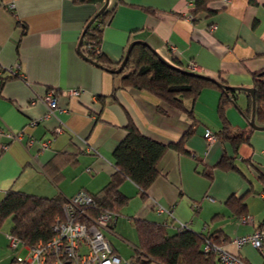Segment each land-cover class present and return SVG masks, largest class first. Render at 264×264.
<instances>
[{
    "label": "crops",
    "instance_id": "obj_1",
    "mask_svg": "<svg viewBox=\"0 0 264 264\" xmlns=\"http://www.w3.org/2000/svg\"><path fill=\"white\" fill-rule=\"evenodd\" d=\"M253 1L222 0L212 4L214 15L188 20V0H109L115 9L103 28L100 51L117 64L128 45L140 41L164 61L175 59L182 69L222 79L229 87L253 88V74L264 70V0ZM103 4L0 0V201L9 190L66 199L80 191L96 194L110 181L113 151L129 122L162 143L178 141L190 126L184 113L161 114L153 95L123 89L115 73L81 57L78 46L85 25ZM190 63L196 71L188 69ZM51 89L58 92V108L46 118L43 99ZM70 90L79 91L78 96H70ZM239 99L237 106L247 109L246 96ZM218 103L216 88L202 89L193 105V133L185 141L209 176L198 172L202 168L191 155L168 149L146 199L132 182L121 184L128 202L104 235L122 264L133 263V219L159 224L170 236L185 224L192 232L219 238L221 247L245 264H264L251 245L238 248L232 242L264 224V180L258 179L264 175V131L253 129L237 152L228 141L205 143V129L221 128ZM232 111H226L235 126L231 129L249 132L248 121ZM58 127L62 132L55 134ZM42 142H48L47 147L42 148ZM223 155L232 158L241 173L216 167ZM232 196L242 198L244 214L231 211L227 201ZM12 225L9 218L0 226V264H16L17 256L26 255L21 246L9 245Z\"/></svg>",
    "mask_w": 264,
    "mask_h": 264
},
{
    "label": "trees",
    "instance_id": "obj_2",
    "mask_svg": "<svg viewBox=\"0 0 264 264\" xmlns=\"http://www.w3.org/2000/svg\"><path fill=\"white\" fill-rule=\"evenodd\" d=\"M74 1L76 3L89 1L95 4L105 2V0ZM217 2L222 0H193V6L189 10L192 20L200 14L214 15L217 10L212 8V4ZM114 9L115 6H107L96 16L93 23L86 29L78 46L82 58L104 70H115L122 61L113 64L100 51L102 31L111 19ZM178 66L180 65L175 59L173 63L161 59L144 42L135 43L129 47L123 71L114 74L120 79V87L148 92L158 100L157 110L161 114H166L168 110H176L184 113L191 120V124L178 141L162 143L142 134L133 123L129 122L125 127V136L113 151L114 171L110 181L100 192L91 194L93 206L88 209L90 216L105 210L119 214L120 209L128 202L127 196L120 192V186L124 181L135 184L140 196L146 199L150 186L160 175L158 162L168 149L178 154L191 155L195 158L197 167L202 168L198 172L210 175L202 159L185 146L186 139L193 133L196 121L193 105L203 88L212 87L219 91L217 111L221 128L215 133L216 140L230 142L236 152L241 143H248L253 129L249 132L232 130L226 117V108L228 105L236 106L244 119L249 121L250 95L241 88L229 87L222 79L216 81L218 85L206 76L192 73ZM253 79L254 122L257 126H264V70L253 74ZM240 94L247 98V109L242 110L236 104ZM216 167L224 171L241 173V169L232 158L225 155L221 157ZM258 179L264 180V175L260 174ZM67 200L60 195L46 198L9 190L0 201V226L10 218L13 223L10 235L21 245L31 247L47 242L54 235L52 228L55 220L62 217V208ZM227 203L236 215L245 213L246 206L242 198L232 196ZM132 222L137 236L132 264H149L151 261L159 264H216V262L221 264L213 253L203 251L206 241L219 243V238L207 237L192 232L188 228H180L179 233L170 236L159 224L143 219H133Z\"/></svg>",
    "mask_w": 264,
    "mask_h": 264
},
{
    "label": "built area",
    "instance_id": "obj_3",
    "mask_svg": "<svg viewBox=\"0 0 264 264\" xmlns=\"http://www.w3.org/2000/svg\"><path fill=\"white\" fill-rule=\"evenodd\" d=\"M192 6L193 0H188V8L185 13L188 20H192L189 11ZM188 69L196 71L197 66L190 63ZM8 70L11 74L14 73L12 69ZM78 94L77 90L69 91V95L72 97H77ZM57 100L58 92L54 89L49 90L43 99L47 107L46 118L53 115L54 110L58 108ZM61 132V127L54 130L55 134ZM204 137L208 144L216 139L208 129L205 130ZM47 145L48 142H42L41 147L45 148ZM92 206V196L85 191H80L69 198L63 205L62 217L55 220L52 228L54 235L47 242L30 247L21 245L13 236H9V245L12 249L21 246L26 251L25 256L15 258L16 264H122L121 258L113 253L110 243L104 235L105 232H111V227L115 225L118 214L105 210L95 216H90L88 209ZM158 211H162V208L159 207ZM242 221L245 220L242 219ZM180 228L184 229L187 226L181 223ZM232 242L238 248L251 245L264 258V224L260 225L252 234L234 238ZM203 251L213 253L221 264H245L226 252L221 244L206 241Z\"/></svg>",
    "mask_w": 264,
    "mask_h": 264
},
{
    "label": "water",
    "instance_id": "obj_4",
    "mask_svg": "<svg viewBox=\"0 0 264 264\" xmlns=\"http://www.w3.org/2000/svg\"><path fill=\"white\" fill-rule=\"evenodd\" d=\"M108 3H109V0H105L103 6L99 9V11L97 12V14L92 17L89 22L86 24L85 28H84V31L82 33V36L79 40V43L80 41L82 40V37H83V34L85 33L86 29L93 23V21L95 20L96 16L98 14H100L104 9H106V7L108 6ZM135 43H142L140 41H135V42H131L129 44V47ZM129 47L127 48L125 54H124V57L122 59V61L120 62L119 66L117 69L115 70H109L110 72L112 73H115V74H118L120 72L123 71L124 69V66H125V63H126V60H127V55H128V49ZM214 81V80H213ZM215 83H217L216 81H214ZM219 85V83H217ZM244 92H246L247 94L250 95L251 97V114H250V119L248 121V125L251 129H255V130H262L264 131V126H257L254 122V114H255V99H254V89L253 88H241Z\"/></svg>",
    "mask_w": 264,
    "mask_h": 264
},
{
    "label": "rangeland",
    "instance_id": "obj_5",
    "mask_svg": "<svg viewBox=\"0 0 264 264\" xmlns=\"http://www.w3.org/2000/svg\"><path fill=\"white\" fill-rule=\"evenodd\" d=\"M242 96H243V95L240 94V95L238 96V98H241V100H242ZM237 103H238L237 105H240V104H241L240 99L237 100ZM229 108L233 109L234 111H232V112H234V115L237 114V115H238V116H239V117L245 122V124H246V120H245V119L243 118V116L240 114V112L238 111V109H237L236 106H234V105H228L227 108H226V111L229 110ZM216 114H217V112H216ZM217 116H218V114H217ZM219 122H221V121L219 120ZM232 126L235 127L234 124H230V127H232ZM205 130H206V129H205ZM205 130H204V133H205ZM217 131H218V130H217ZM212 133L215 135L216 132H212ZM203 136H204V134H203ZM203 138H204V137H203ZM203 140H204V142L206 141L205 138H204ZM215 140H216V139H215ZM217 141H219V140H217ZM205 143H207V142H205ZM219 143H221V141H219ZM227 143H228V142H227ZM205 145H206V144H205ZM129 201H130V200H129ZM118 217H119V214H118ZM8 222H9V220H8ZM112 227H113V226H112ZM112 227H111V230H112ZM216 244H219V243H216ZM24 253H25V252H22L21 255L24 256ZM23 256H22V257H23ZM238 259H239V258H238ZM241 261H242V260H241Z\"/></svg>",
    "mask_w": 264,
    "mask_h": 264
}]
</instances>
